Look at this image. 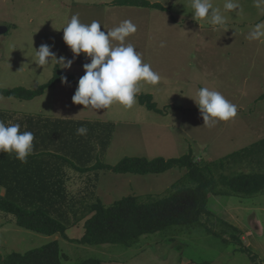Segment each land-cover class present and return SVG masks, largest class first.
<instances>
[{
  "label": "rangeland",
  "instance_id": "1",
  "mask_svg": "<svg viewBox=\"0 0 264 264\" xmlns=\"http://www.w3.org/2000/svg\"><path fill=\"white\" fill-rule=\"evenodd\" d=\"M113 1L115 0H0V29L7 30L0 33V89L22 87L34 90L50 80L54 68L60 66L53 64L43 69L36 65L35 49L38 50L41 44H48L57 58L63 56L73 59L71 50L63 41L62 30L73 15H78L80 22L84 24L98 21L102 31H110L122 21L129 20L125 18L124 11L117 10L121 13L118 20L111 14L116 11L115 8L125 10L124 6L111 4ZM153 1L167 3V10L174 4L169 12L164 11L174 19H178L177 12L181 11L184 18L192 21H178L180 39L170 37L164 42L166 46L160 47L161 51L229 53L224 60L227 61L228 71L233 72L230 77L236 87L231 91L247 93L243 101L248 100V104L237 108L243 110L237 114L243 119L236 126L231 122L225 127L222 121H218L215 126H204L199 109L181 105L180 91L176 89L167 94V87L161 85L150 89L146 86L153 94L142 89L139 93L153 95L152 102L159 113L148 111L137 99L131 108L114 103L108 109L97 110V113L96 110L86 109L85 114L95 120L86 124L87 135L94 136L89 132L101 134V138L93 142L94 146L106 148L110 145L104 162L114 165L124 157L170 159L191 154L195 162L213 163L247 144L250 146L264 139V101L250 104L255 94L264 93V39H246L256 24L264 22V3L257 6L258 0H235L240 7L229 12L224 9L226 0H211L213 6L227 17L225 25L216 26L207 19L193 18L192 0ZM109 10L112 11L110 14ZM154 14L155 17H166L160 11L155 10ZM143 36L144 42H140L139 47L154 42L151 25H144ZM146 51L151 53L153 49L146 48ZM189 60L193 61L195 57ZM86 63H90V59L81 54L74 59L71 69H59L63 73L74 72L80 76ZM168 69L169 66L164 67L165 71ZM170 76L174 77V74L171 73ZM65 87L68 90L63 91L64 93L58 92L61 96L49 89L44 96L34 101L21 102L0 95V108L25 113L42 109L49 114H56L65 107L77 109L78 105L72 103L74 92L70 90L72 88L74 91V86L68 81ZM220 128L221 135L215 138V132ZM106 136L109 143L102 140ZM254 167L243 166L242 171L249 172ZM96 173L107 180L114 179L111 177L122 178L121 187L115 195H111L113 201L129 196L131 192L140 197H162L182 174L179 169L145 177L131 174L116 176L111 172L101 171ZM90 175L91 178L94 177L93 173ZM129 179L131 182H128ZM134 179H138V182H133ZM263 196H210L206 208L211 214L209 217H201L202 224L173 226L163 232L141 236L131 246H87L67 242L60 235L55 236L70 264L87 259H97L102 264H264ZM102 202L105 206L111 204V201L104 199ZM86 204L88 203L80 202L76 207L79 211L76 214L70 213L61 221L69 224L80 219L78 217L86 213ZM0 215L3 226L0 228V255L3 257L12 252L25 253L53 241L54 236L50 238L22 229L15 226L13 216L4 213ZM234 229L239 233L238 236ZM82 235L83 227L79 222L66 231V236L71 240ZM233 235L240 239L241 245L233 240Z\"/></svg>",
  "mask_w": 264,
  "mask_h": 264
},
{
  "label": "trees",
  "instance_id": "2",
  "mask_svg": "<svg viewBox=\"0 0 264 264\" xmlns=\"http://www.w3.org/2000/svg\"><path fill=\"white\" fill-rule=\"evenodd\" d=\"M111 4L165 10L159 4H150L145 0H115ZM61 77H66L67 81L76 87L78 86L73 77L65 76L56 66L50 80L36 89L30 90L22 87L0 89V95L19 101H30L41 96L47 88L61 82ZM136 99L148 111L160 112L156 109L150 95H137ZM8 115L12 117V114ZM20 120L25 122V131L37 132L39 129L41 146L32 156L39 158L42 162L47 163L52 160L57 163L62 161L78 173L107 171L117 175L146 176L163 174L172 169H179L182 173L162 197L129 195L108 206H105L100 200L86 204L84 211L86 213L75 221L84 220L83 235L76 240H71L66 236L68 225L61 221L63 219L62 212L68 207L66 202H18L11 199L12 191L5 185V176L7 175L5 171L10 169L15 171L19 165V160L15 153H6L2 157L3 152H0V187L5 189V195L1 196L0 194V213L13 216L17 227L43 236L60 235L67 242L87 246L108 244L131 246L137 243L141 236L163 232L173 226L190 227L202 224L201 217H209L211 214L206 208L210 196L252 197L257 194H264V139L213 163L200 164L194 161V156L185 154L170 159L124 157L114 165H105L99 161L91 167L85 168L84 164L78 166L72 163L69 155L66 156L61 149L53 146L57 144L56 124L58 123L50 122L41 117L34 119L29 116H23ZM60 124L62 123L60 122ZM65 125V128L61 129L62 134H75V137L67 138L70 141V147L75 145V148H83L89 143L93 146V142L95 143L101 138H99L101 134L92 132L89 134L94 136L77 135L79 127H75L69 122ZM102 140L109 143L108 136L103 137ZM32 156L30 155L28 158L31 159ZM76 156L80 158L79 154ZM243 166L255 167L249 172H244L242 171ZM47 186H35V188L41 192L55 190L56 193H60V196L63 195L64 199L66 198V195L63 194L65 188L62 185L55 186V184L48 183ZM229 226L233 228V226ZM233 231L238 236L237 230L234 229ZM237 236L233 235V240L241 245ZM0 264L70 263L55 240L25 253L12 252L5 257L0 255ZM74 264H102V262L97 259H87Z\"/></svg>",
  "mask_w": 264,
  "mask_h": 264
},
{
  "label": "crops",
  "instance_id": "3",
  "mask_svg": "<svg viewBox=\"0 0 264 264\" xmlns=\"http://www.w3.org/2000/svg\"><path fill=\"white\" fill-rule=\"evenodd\" d=\"M145 1L149 2L150 4H155V3L159 4L165 10L168 9V7L165 5L167 3L165 2L157 3L154 2L153 0H145ZM172 7H170L169 10L173 9ZM123 8H125V10H121L120 8H115L116 11H113V13L111 14L114 17H116V19L118 20V18H120L119 15L121 14L119 12L124 11L125 18L131 20L137 26V32L132 34L130 37H128V43L131 42L134 48L141 54L143 61L145 63L150 64L152 70L157 72L161 77V80L157 85H151L141 82L140 84L142 90H145L153 94L154 92L148 91V89L146 88L147 85L149 86V89L160 87V85L166 86L167 94L177 89L181 93V105L194 106L195 108L199 109L193 99H196V93L200 88L207 87L210 90L219 91L227 100L235 104L237 108L242 106H247L248 100L243 101L247 93L241 91L239 92L231 91L234 87H236L233 85L232 83L233 81L230 77V75L233 72L228 71L227 61L224 60V57H228L230 55L229 53H225V54L166 53L165 51H161L159 45L161 42L168 41L170 37H175L176 39H180L178 33L181 32V30L178 29V21L188 20L192 22L190 19L184 18L181 15V11L177 12L176 17L178 19H174L173 16L168 15L164 10H160V9H153L147 7H128V6H124ZM155 10L160 11L162 14H165L166 17H155V14L153 15V11ZM169 10L167 11L169 12ZM109 12L112 11L109 10L108 14H110ZM150 19L151 21H149ZM144 25L152 26L154 42L139 47L138 44L140 42L141 43L144 42V36L142 37V30ZM4 31L7 30L5 29ZM146 48H149V50L151 48L153 49V51L149 53L146 51ZM193 57H195V60L193 61L189 60L190 58ZM166 66H169V69L167 71L164 70V67ZM174 72H179V73H174ZM67 73L68 72H65L63 74L65 76L73 77L76 80L77 84L79 79L85 74L84 71L80 72V76L74 72L68 74ZM171 73L174 74V77L170 76ZM72 85L74 86L73 87L74 91L72 88H70V90L71 92L75 93L77 87L73 83ZM49 89H53L56 92L57 96H61V94H59L58 92L60 91L64 93L63 91H65L66 89L68 90V87H65V84L59 82L55 84L53 87L47 88L41 96H38L30 101H34L44 96V94ZM150 96H152L153 98V95ZM263 96L264 93L262 92L260 94H255L251 98L252 102L250 104H256L258 101H264ZM85 110L86 109H83L82 105H78L77 109H70V107H65L56 114H49L42 109L32 113H25V112H19L17 110H8V109L0 108V121H3L6 125L13 123L20 124L21 132L25 131L24 129L25 122L20 120L23 116L33 117L34 119L41 117L47 119L50 122H56L58 123L56 124L57 144L53 146H56V148L61 149V151L64 154H66V156L69 155L71 157L72 163L78 166L84 164L85 168L91 167L92 165L96 164L99 161H102L101 162L102 164L110 165L104 162V159H106L108 156L107 155L108 150H110L109 144L105 149H103L102 147H95L94 143L93 146L90 145L91 143L88 145L86 144L84 145L83 148L82 147L75 148V145L73 147H70L69 145L70 141H68L67 138L75 137V134L61 133V129H64L65 128L64 126H66L65 124L68 122L74 124L75 127H82V126L85 127L86 124L95 121V120H91V118L85 114ZM241 112H243L242 109L238 110L237 114ZM8 114H12V117H9ZM242 119L243 117L239 118L238 116H236L234 119L230 121L227 122L222 121V125L224 127L229 126L232 122L233 126H236L238 121L239 120L241 121ZM60 122L62 124H60ZM37 125L39 124L37 123ZM67 126L70 125L67 124ZM34 130H36L35 127ZM32 133L34 134L35 137V140L33 141V145H34L33 153H35L37 152L38 149H40L41 146L39 129H37V132L32 131ZM220 135H221V128L215 132V138L220 137ZM235 141L237 142V140ZM33 153L31 154V156L33 155ZM95 153H97L96 157H94ZM78 154L80 158L76 156ZM5 155L6 153H3L2 157ZM132 157H137V156H132ZM48 172L50 173L49 175ZM101 172H107V171H101ZM5 173L7 174L5 176L6 177L5 185L6 187L10 188V191H12L10 197L13 201H18V202L63 201V203L66 202L68 207L65 208L62 212L63 219L67 218L70 213L76 214L79 211V209L77 210L76 207L80 202L92 203L96 200H100L102 202V199H104L106 201H111L110 203H113L114 201L112 200L111 195H115L116 191L119 190L122 184L121 183L122 178L111 177L110 175H104L114 178L107 180L105 179V177L101 178L99 173H96L94 171H90L86 173H78L76 172V170L71 168L70 165L65 164L62 161H58L56 163L52 160H49L46 163L39 160V158H34V157L31 159L28 158L27 163H22L19 160V165L15 171H11L10 169L7 172L5 171ZM91 173L94 174L93 178H91L90 175ZM115 175L123 176L126 174H118V175L115 174ZM134 176H141V175H134ZM128 182H131V179H129ZM133 182H138V179H134ZM48 183L55 184V186L59 184L62 185L65 188V193L63 192V194L66 195V198L64 199L63 195L60 196V193H56L55 190L54 191L47 190L45 192H41L39 189L35 188V186L48 187L47 186ZM145 192L147 194V191ZM0 194L1 196L5 195V189L2 187H0ZM131 195L136 196V194L133 192H131ZM263 201H264V196H263ZM80 217L81 216H79L78 218ZM83 222L84 220L79 221V223H82V227H83ZM67 225L69 228H71L78 225V222H75L73 220ZM1 227L3 226L0 223V228ZM48 237L51 238L53 236H48ZM55 240L57 241V237L54 235L53 241Z\"/></svg>",
  "mask_w": 264,
  "mask_h": 264
},
{
  "label": "clouds",
  "instance_id": "4",
  "mask_svg": "<svg viewBox=\"0 0 264 264\" xmlns=\"http://www.w3.org/2000/svg\"><path fill=\"white\" fill-rule=\"evenodd\" d=\"M264 3V0H258ZM193 18L207 19L216 26L226 24L227 17L214 7L211 0H192ZM235 0H226L224 9L231 12L239 9ZM101 24L80 22L78 15H73L63 30V41L73 54V59L63 56L57 58L48 44H41L35 49L36 65L42 67L59 65L61 69H71L76 57L84 54L90 63L83 65L84 75L72 97V103L82 105L84 109H108L114 103L131 108L136 103V96L141 92L140 83L157 85L161 77L145 63L141 54L127 38L137 32V26L131 20L122 21L110 31H102ZM246 39L260 41L264 39V22L256 24L247 34ZM161 42L160 47H165ZM62 84L67 78L61 77ZM198 106L204 126H215L218 121H230L237 116V106L227 100L219 91L207 87L200 88L193 99ZM82 112V111H81ZM20 124L6 125L0 121V152L15 153L22 163L33 153L35 139L30 131H20ZM88 129L79 127L77 135H86Z\"/></svg>",
  "mask_w": 264,
  "mask_h": 264
},
{
  "label": "water",
  "instance_id": "5",
  "mask_svg": "<svg viewBox=\"0 0 264 264\" xmlns=\"http://www.w3.org/2000/svg\"><path fill=\"white\" fill-rule=\"evenodd\" d=\"M2 32H4V30L3 29H0V33H2Z\"/></svg>",
  "mask_w": 264,
  "mask_h": 264
}]
</instances>
